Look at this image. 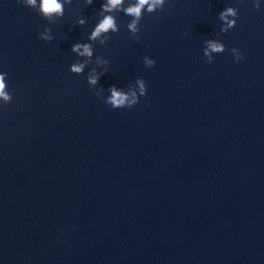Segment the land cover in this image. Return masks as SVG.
I'll list each match as a JSON object with an SVG mask.
<instances>
[{"label":"clouds","instance_id":"9594fccd","mask_svg":"<svg viewBox=\"0 0 264 264\" xmlns=\"http://www.w3.org/2000/svg\"><path fill=\"white\" fill-rule=\"evenodd\" d=\"M22 6L35 10L39 16L46 20L49 24H55L57 20L64 16L65 5H71L72 0H17ZM87 5H92L93 0H85ZM167 0H102L100 10L98 11L99 20L95 24L93 30L87 36L88 42H76L71 47V53L75 54L78 59L70 65L71 74L79 76L83 75L85 69L94 64L87 72L86 82L89 89H94L93 94L104 99V103L113 109L127 108L131 109L140 102V97L147 95V83L143 78H136L134 84H129L127 90L119 88L116 85L109 87L110 93L107 97H103L104 88L97 87L100 78L107 73L109 60L94 56V45L104 46L110 39V33H117L119 24L117 21V13L123 12L130 17V21L126 27L133 37L139 41V33L141 32L140 22L144 13L149 14L157 11H163ZM255 9L259 10L260 0H252ZM218 18L222 21L220 33H227L233 29L239 19V9L233 6H227L218 13ZM86 20L79 18L77 25L84 26ZM51 28L45 27L39 33L38 38L45 42H51ZM203 56L208 63L214 60V54H221L226 51V45L219 39H206L204 41ZM234 60L239 62L244 59L243 53L236 47L230 49ZM146 67H153L156 60L148 56L144 57ZM101 71H97V69ZM7 73L0 72V106H6L13 101V95L9 91Z\"/></svg>","mask_w":264,"mask_h":264}]
</instances>
